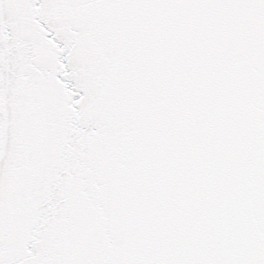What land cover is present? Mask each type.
Returning <instances> with one entry per match:
<instances>
[{"label":"snow or ice","instance_id":"6c2138e0","mask_svg":"<svg viewBox=\"0 0 264 264\" xmlns=\"http://www.w3.org/2000/svg\"><path fill=\"white\" fill-rule=\"evenodd\" d=\"M0 264H264V0H0Z\"/></svg>","mask_w":264,"mask_h":264}]
</instances>
